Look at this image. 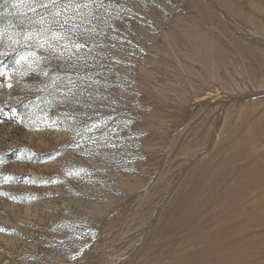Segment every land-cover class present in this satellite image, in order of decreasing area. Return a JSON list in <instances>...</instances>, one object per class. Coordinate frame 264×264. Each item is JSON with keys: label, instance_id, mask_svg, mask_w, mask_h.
Returning a JSON list of instances; mask_svg holds the SVG:
<instances>
[{"label": "rangeland", "instance_id": "1", "mask_svg": "<svg viewBox=\"0 0 264 264\" xmlns=\"http://www.w3.org/2000/svg\"><path fill=\"white\" fill-rule=\"evenodd\" d=\"M74 3L0 0V264H264V0Z\"/></svg>", "mask_w": 264, "mask_h": 264}, {"label": "snow or ice", "instance_id": "2", "mask_svg": "<svg viewBox=\"0 0 264 264\" xmlns=\"http://www.w3.org/2000/svg\"><path fill=\"white\" fill-rule=\"evenodd\" d=\"M90 2L91 3H96V0H90ZM40 6H44V5H40ZM69 7H77V8L85 7L86 8V7H88V3L75 4L74 0H69ZM65 23H67V21H65ZM62 28H63V26H62ZM41 46H43V45H41ZM83 47H85V45L84 44H80V43H76L74 45V48H76V49H80V48H83Z\"/></svg>", "mask_w": 264, "mask_h": 264}, {"label": "bare ground", "instance_id": "3", "mask_svg": "<svg viewBox=\"0 0 264 264\" xmlns=\"http://www.w3.org/2000/svg\"><path fill=\"white\" fill-rule=\"evenodd\" d=\"M187 196V195H186ZM180 204V203H179ZM183 210V209H182Z\"/></svg>", "mask_w": 264, "mask_h": 264}]
</instances>
